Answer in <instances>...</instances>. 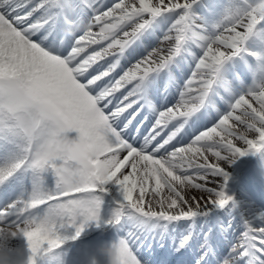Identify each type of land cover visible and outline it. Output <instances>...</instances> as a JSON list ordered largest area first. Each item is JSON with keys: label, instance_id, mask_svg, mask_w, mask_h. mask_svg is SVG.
Segmentation results:
<instances>
[{"label": "snow or ice", "instance_id": "1", "mask_svg": "<svg viewBox=\"0 0 264 264\" xmlns=\"http://www.w3.org/2000/svg\"><path fill=\"white\" fill-rule=\"evenodd\" d=\"M199 2L0 0V115L35 136L32 180H19L27 190L47 170L56 185L34 191L29 200L21 192L0 207V264L16 251L2 229L18 226L26 213L32 226L11 237L24 243L23 264L58 259L57 250L93 227L116 230L113 240L90 246L108 249L112 264H144L141 251L165 250L169 229L181 221L234 207L225 169L238 157L264 151V75L246 84L239 76L224 79L221 70L244 55L264 60L247 48L258 26L264 28V0H240V6L229 0L210 27L196 22L192 10ZM159 17L171 22L156 46L125 67L127 49ZM181 52L190 56L187 73L175 102L160 110L152 94L156 77L166 72L174 83L171 66ZM210 91V103L219 96L227 107L201 123L196 114ZM7 151L0 147V154ZM22 166H0V185ZM109 185L121 200L102 219ZM129 216L147 227L121 236V221ZM240 226L239 235H226V245L215 251L211 229L204 231L195 264H210V258L264 264V215L241 216ZM190 229L191 223L187 234L172 238V252L189 247ZM63 264H80L79 250Z\"/></svg>", "mask_w": 264, "mask_h": 264}, {"label": "bare ground", "instance_id": "2", "mask_svg": "<svg viewBox=\"0 0 264 264\" xmlns=\"http://www.w3.org/2000/svg\"><path fill=\"white\" fill-rule=\"evenodd\" d=\"M194 9V8H193ZM193 11V10H192ZM164 21L165 26L166 24L169 25L170 18L167 17H159L156 18V20L152 23V26L157 29V27L160 25V22ZM149 29V28H148ZM158 30H161V26H159ZM166 30V29H165ZM147 30L144 32L142 37L134 42L125 52V57L129 55L131 56V52L134 49L135 45L140 43L142 39L145 37ZM156 45H153L155 47ZM151 49V48H150ZM149 50V49H148ZM134 53L137 54L136 48L134 49ZM187 56L188 53L184 52ZM179 55V54H178ZM141 56V55H140ZM138 56L137 59L140 57ZM184 56V55H183ZM176 58V57H175ZM173 66H171L172 69H176L177 62L175 61ZM190 58V56H189ZM180 59V58H179ZM187 66V64H186ZM254 69V77L247 81L246 84H251L253 80L259 81L261 79V76L264 75V60L258 61L257 65L253 67ZM181 72H183L182 69H180ZM224 68L221 70V74L223 76ZM239 71V70H238ZM250 70L244 65L243 71H239V73H249ZM240 74H237L233 72V75H231V78H234L236 76H239ZM174 83L169 81V77L166 78V82L164 81V86L172 83V87H176V75L173 73L171 74ZM224 79H226L225 76H223ZM227 80V79H226ZM223 92V89H220ZM176 91V89H175ZM165 92L162 91L161 93H156V101L159 100L160 102V110H163L165 107L164 103V94ZM210 96H213V92L210 91ZM215 104L216 106L213 108L212 106L208 105L204 106L202 105L201 108L198 110V113L196 114L199 116L201 113H203L206 116V109L208 111V107L213 110L212 112L216 114V110L224 111L227 107L225 103L220 101L219 96L215 97ZM209 101V100H208ZM193 122L195 121V117L193 118ZM38 135V134H37ZM30 133H26L25 129L21 127L20 122L7 115V113H4L3 115H0V147H7L8 151L0 154V166H9L13 163L18 162L19 164L23 165L19 168V170L16 172V176L11 178L8 182H6L3 186L10 185L12 186L11 194L15 193L16 190H20L23 193H28L29 189L25 190L22 188L19 177H27L29 181L32 180L33 177V171L31 166V158H34L36 155V149H35V136L32 135L31 140V147L28 151H25L23 147L27 144V142L30 141ZM25 159V160H24ZM27 162V163H25ZM226 172L228 173V181L226 185V192L232 197L233 204L238 203V196L240 197L241 194H244L245 189L243 188V184H245V181H242V176L247 177L249 179L250 177H253L256 179L258 186H253L248 183L249 189H250V195L249 198H239L240 202H243V213L245 214V217L248 219H253L255 216L258 215H264V211L261 210V208L264 206L263 202V196H264V163L261 160L259 153L252 155L248 154L243 157H238L234 159L231 163L226 165ZM260 176L262 179H258L257 176ZM3 186L0 187V201L2 200V189ZM55 179L53 177V174L50 171L45 170L43 177L37 176L36 183L34 186L30 185L29 188L33 187L32 193L40 192L41 188L43 189L44 193H47L50 190L55 189ZM154 186V182H153ZM108 192L105 194L102 203V211H101V218L107 219L109 218L112 213L115 211L117 207V203L121 200V196L118 192L115 190V186L109 185L107 186ZM10 194V195H11ZM138 192L133 193L134 196H136ZM9 196V195H8ZM7 196V197H8ZM19 197V196H18ZM29 197V196H28ZM236 206V205H235ZM221 223L223 224L222 233L221 236L219 233H214L213 238L209 243L213 246V250L215 251L217 246H225L227 241L225 240V236L229 237H235L236 235H239V233L243 230L240 226V220L233 214L228 213V210H213L211 213H209L207 216H197L193 220L186 221L187 225L185 227L186 231L189 230V223H191V229L194 227L193 234L191 237V241H194L196 238L200 237L201 233L205 230H207L206 226V219L208 217H211L212 219L216 218V214L219 213ZM27 214H25L26 216ZM33 215H40V213H33ZM231 224V228H228V225ZM122 228L119 231V233H122L124 235L125 231L129 230V228L136 230V229H144L147 227L144 221L140 220L136 216H129L125 219H122L121 221ZM32 226V216H29L27 220H23L18 226H14L13 228L9 229L7 226H5L2 231L4 234V240L8 247L12 249H16L15 252H13L10 256L4 257L5 264H23V261L25 260V257L27 253L25 252L24 243L19 239H12V235L16 234L19 236L20 230L26 229L28 227ZM178 225L175 227V231H171L169 229L168 237L165 239V250H161L159 247H154L153 250H147L145 248L141 251L140 256L141 257H151L147 258L149 262L152 264L154 263L153 260L156 259V261H162L164 255L168 251L172 250V247H169V243L172 241V238L177 237L176 232L178 231ZM228 229L227 232L224 231V229ZM190 229V231H191ZM234 229V231H233ZM180 231V230H179ZM66 235H71V233H66ZM101 235H116V230L112 228L107 229H96L95 227L91 229H87L85 233L82 235V237L75 242L69 241L65 245L62 246L61 249L57 250L56 255L58 259H50L45 258L43 261H41V264H63V262L66 259H71V257H74L77 255V250H79V261L80 264H112L111 256L107 255L105 258H95L93 255L95 249H93L91 244L93 241ZM186 255L184 257L177 256V262L175 264H186L189 261L186 260ZM210 261L213 260L210 258ZM171 264V263H169ZM189 264V263H188Z\"/></svg>", "mask_w": 264, "mask_h": 264}, {"label": "rangeland", "instance_id": "3", "mask_svg": "<svg viewBox=\"0 0 264 264\" xmlns=\"http://www.w3.org/2000/svg\"><path fill=\"white\" fill-rule=\"evenodd\" d=\"M232 2V6H240V0H231ZM257 2V0H253V3ZM229 4V0H200L199 4H197L194 9H193V13L194 14H198L199 19H197V23H202L206 26H211L212 24L218 22L222 16L224 15V10L225 8L228 6ZM164 18V17H163ZM165 26L162 24V27ZM168 26L163 27V29H161L160 31L157 32V29L152 30L150 29L147 33V35L144 37L145 41L151 42V45H149L145 50H140L137 52H139V55H143L145 53V51H147L148 49L152 48L153 45H156L158 42V38L162 37L164 30L167 28ZM259 34L258 35H253L249 41L247 42V48L249 50L252 51H256L261 53L262 55H264V28L258 26L257 30H256ZM139 48V47H138ZM194 50V49H193ZM135 54V53H134ZM131 58V56H130ZM243 58V59H242ZM241 57H237L235 59V61H229L225 64L226 68H227V72L225 73L226 76L229 78V74L231 73L232 69H236L239 70L241 67H243V62L249 64L250 66H252L251 64L256 63V60L252 57V56H248V55H244ZM133 60H131L130 62H128L126 65H124L125 67L131 63ZM184 70V69H183ZM184 73V71H183ZM187 71L185 72L186 75ZM252 73L251 69H250V74ZM185 75H181L182 79H180L179 84L183 83V79ZM162 75L160 77V80L157 81L156 84V88L157 90H161L163 89V81L161 80ZM243 79L245 81L249 80V76L244 75ZM176 100V92H173V94H170L166 100L165 103V108L170 104L175 102ZM30 139H32V134L30 136ZM31 146V141H29V146L28 148H30ZM262 152V151H261ZM260 152V154H262ZM262 156L264 157V155L262 154ZM264 162V161H263ZM248 180V179H247ZM247 183V182H246ZM245 188L249 190V187L247 184H245ZM247 191V190H246ZM248 192V191H247ZM243 197V196H242ZM243 204L239 203V207H242ZM228 213H233L232 209H228ZM208 224V221H207ZM187 225L186 221H181L179 223V227L178 229H180L181 231H178V233L183 232L185 226ZM104 229V228H101ZM185 231V230H184ZM186 232V231H185ZM181 235H185L184 233ZM179 239V238H178ZM201 240H202V236L199 238V242L196 245V251L198 252L199 246L201 244ZM102 241H98L96 243V245L100 244ZM104 249V248H103ZM105 251L98 253L96 250L93 253V255L95 256V258H100L103 256H106ZM179 253V252H178ZM178 253H174L173 252V257L177 256ZM199 255V252H198ZM198 255L196 256V258L198 257ZM196 258L193 260V263L195 264V260ZM144 264H150V263H146L145 261H143ZM161 264V263H158Z\"/></svg>", "mask_w": 264, "mask_h": 264}]
</instances>
